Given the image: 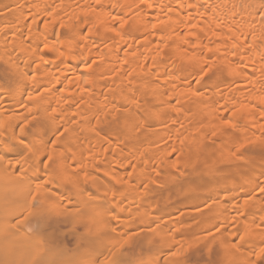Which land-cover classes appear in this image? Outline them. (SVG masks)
I'll return each mask as SVG.
<instances>
[{
    "label": "bare ground",
    "instance_id": "1",
    "mask_svg": "<svg viewBox=\"0 0 264 264\" xmlns=\"http://www.w3.org/2000/svg\"><path fill=\"white\" fill-rule=\"evenodd\" d=\"M262 7L0 0L1 263L106 264L117 244L114 259L128 264H172L179 248L183 264L259 260ZM73 35L79 47L52 50ZM195 60L227 70L196 82ZM21 136L35 156L31 144L23 156L2 147Z\"/></svg>",
    "mask_w": 264,
    "mask_h": 264
},
{
    "label": "snow or ice",
    "instance_id": "2",
    "mask_svg": "<svg viewBox=\"0 0 264 264\" xmlns=\"http://www.w3.org/2000/svg\"><path fill=\"white\" fill-rule=\"evenodd\" d=\"M97 3H99V0H97ZM148 7H151V4H147ZM261 11H264V7L261 8ZM112 20L116 21L119 20L120 23V27L123 28L125 26V24L127 23L126 20H120L117 16H111L110 17ZM61 27H64V25H61ZM117 36L120 35L119 32L116 33ZM82 39L77 38L75 35L73 36H69L66 37L64 40L63 44H60L59 46L57 45H53L52 50L57 52L59 55L63 56L65 54V51H67L68 48H71L72 46H76L79 47L82 44ZM187 43V41H185V44ZM44 46L47 47L48 46V41L47 39H45V43ZM63 49V50H62ZM183 59V57H181ZM195 63L200 65L199 66V70L197 73V81L199 82L200 80H203L205 77H209L210 73L214 76L216 75L217 72H222L225 71L227 69H221V68H217L214 67V63L210 62L209 60H204V61H199V60H195ZM176 65H174L175 67ZM86 83H89L88 81H85ZM29 99H32L31 96H29ZM247 105H240L237 106L235 108V110L232 112V116H236L237 113L243 112L246 109ZM222 123L224 124L225 127L227 128H232L234 127V124L232 122L231 119H229L228 117H224ZM0 126H2V122H0ZM262 127H264V125H262ZM21 131H23V129H21ZM27 137L21 136L18 137L17 142L15 144H4L2 145V147L6 150V151H20L21 156H23L24 152L29 151V144H31L32 148L35 149V151L33 152V156H35L39 151L40 148L33 143L32 141H29L28 144L25 143ZM49 144L52 143V141H48ZM245 145L244 143L240 144V147L243 148ZM45 159H50V156H46ZM43 163V162H41ZM255 191V190H253ZM259 192L262 195V197H264V186L259 187ZM252 194L249 193V199H251ZM33 199H35V197H33ZM248 201H245V204ZM262 223H264V221H262ZM219 228V226H217V229ZM259 231L261 233H264V227H261L259 229ZM250 233L246 230L245 233L243 235H239L237 237V239L244 241V238L246 235H249ZM120 247L119 244H117L113 250L110 252L109 256L111 257L110 260L106 261V264H128V262L126 261H117L115 260V255H116V249H118ZM240 247H243V245H240ZM232 248L234 250V252L239 253V247H237L235 244L232 245ZM186 253H184L182 248H179L178 250H174L171 252V256L174 258L172 261V264H183L182 260L179 259L182 256L184 257ZM253 257H259V260L257 259H248L246 261L240 262V264H264V247H261L258 251H254L253 252ZM141 264H153V262L151 260L148 261H142Z\"/></svg>",
    "mask_w": 264,
    "mask_h": 264
},
{
    "label": "rangeland",
    "instance_id": "3",
    "mask_svg": "<svg viewBox=\"0 0 264 264\" xmlns=\"http://www.w3.org/2000/svg\"><path fill=\"white\" fill-rule=\"evenodd\" d=\"M203 131H204V130H203ZM204 134H205V135H204ZM208 134H209V135H208ZM203 135H204V137H205V136H210V139H211V134H210L209 131L203 133ZM203 135H202V136H203ZM202 136H201V137H202ZM263 136H264V135H263ZM263 136H262V137H263ZM207 138H208V137H207ZM207 138H205V139L202 140V143H203L204 147H207V145H205V143H204L203 141H205V142L210 141V139H208V141H207ZM263 138H264V137H263ZM263 138H261L262 141L264 140ZM200 139H202V138H200ZM200 139H198V142L200 141ZM239 139H241V138H239ZM247 139H248V138H247ZM254 139H255V138H254ZM241 140H242V139H241ZM252 140H253V139L251 138L248 142H250V141L252 142ZM253 141H254V140H253ZM258 141H260V140H258ZM210 142H211V141H210ZM210 142H208V143H210ZM238 142H242V141H237L236 144H237ZM208 143H207V144H208ZM261 143H262V144H261ZM239 144H241V143H239ZM256 144H257L258 148H257V146L255 147ZM262 145L264 146V141H263V142H256V143H254V147H255V148H257V149H261V152H260V153H262V151L264 150V149L260 148V147H262ZM263 148H264V147H263ZM257 149H256V150H257ZM254 151H255V150H254ZM257 151H259V150H257ZM255 153H256V151L253 152V153H251V154L255 155ZM260 153H259V154H260ZM226 155H227V154H226ZM256 155H257V154H256ZM261 155H262V154H261ZM224 161H225V159H222V161H220V163H219L220 166L223 165V168H224V166H225L224 164L226 163V161H225V162H224ZM221 162H222V163H221ZM223 162H224V163H223ZM221 167H222V166H221ZM199 244H200L199 246H200V250H201V248H203V245H202L201 243H199ZM197 245H198V244H197ZM197 245H196V249H199V246L197 247ZM69 248H71V247L69 246ZM68 250H69V252L71 251V249H68ZM203 251H204V249H203ZM203 251H202V252H203ZM0 252H1V251H0ZM204 252H205V251H204ZM1 254H2V255H1ZM1 254H0V256H2V257L0 258V259H1V260H0V263H1V261H2V262L5 261L4 258H5V254H6V253L3 254V253L1 252ZM6 255H7V254H6ZM12 255H13V254H12ZM14 255H15V253H14ZM14 255H13V258H14ZM3 257H4V258H3ZM13 258H12V256H11V259H13ZM9 259H10V258L8 257V260H9ZM69 259H70V256H69ZM3 260H4V261H3ZM23 260H25V259H23ZM69 261H71V260H68V262H69ZM9 262H10V261H9ZM11 263H12V262H11ZM66 263H67V262H66ZM1 264H2V263H1ZM6 264H7V263H6ZM68 264H70V262H69ZM71 264H73V262H71Z\"/></svg>",
    "mask_w": 264,
    "mask_h": 264
}]
</instances>
